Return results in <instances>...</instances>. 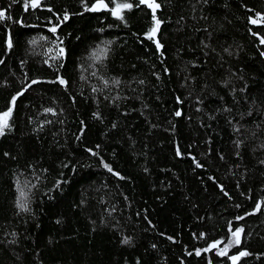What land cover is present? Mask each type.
I'll return each instance as SVG.
<instances>
[{
  "label": "trees",
  "instance_id": "1",
  "mask_svg": "<svg viewBox=\"0 0 264 264\" xmlns=\"http://www.w3.org/2000/svg\"><path fill=\"white\" fill-rule=\"evenodd\" d=\"M25 2L0 0V264H264L263 1L156 0L151 39L137 0Z\"/></svg>",
  "mask_w": 264,
  "mask_h": 264
},
{
  "label": "snow or ice",
  "instance_id": "2",
  "mask_svg": "<svg viewBox=\"0 0 264 264\" xmlns=\"http://www.w3.org/2000/svg\"><path fill=\"white\" fill-rule=\"evenodd\" d=\"M15 2V0H14ZM39 2L40 0H31V4L33 7H36L39 5ZM112 0H109V3H111ZM140 4H147V6L149 8L152 9V12H153V20L155 21V25L153 28H151L149 30V34H148V38L151 39L155 34L156 32L159 30V25L161 23V21L156 17V10L160 8V4L156 2V0H139ZM108 7V4L105 3V0H96V3L92 5V7L88 10L90 11H100L101 9H104V8H107ZM28 8V3H27V0L25 2V9ZM132 8V4L130 3H117L115 4V7H113L111 9V12H112V15L113 16H116L117 18L119 19H123V15H122V11L124 9H131ZM6 17V13L5 11H2L0 10V20H3L5 19ZM65 19H67V17H65ZM264 19V18H262ZM20 23H22V21H18ZM251 22L253 24H256L257 23V20L253 19L251 20ZM50 31L52 32H55L56 31V28L53 27L50 29ZM262 43H264V39H262L261 41ZM32 43H35V41H32ZM8 46L11 47V39H9L8 41ZM161 45L159 44V42L157 41V48H160ZM61 52H63V49L60 50ZM97 54L96 53H93V56H96ZM99 59V57H97ZM38 81H32L33 84L37 83ZM59 83L60 84H65L66 81L63 80V79H60L59 80ZM114 83H119V81H114ZM105 84H107V81H105ZM30 86V85H29ZM96 89L94 88L93 91H95ZM22 94V93H21ZM15 99L16 97H13V103H15ZM48 111H51V109H49ZM11 115V109H9L8 112H4L3 114H0V135H3L4 132H5V129H7L9 127V124H8V117H10ZM175 115L177 116H180L181 113L179 111H177L175 113ZM237 131H239V128H237ZM94 155L96 153H93ZM177 154L179 155V150L177 152ZM106 168H108V170L111 172L112 169L109 165L105 164L104 165ZM197 167H200L199 164H197ZM17 204H18V207L21 209V210H27V203H26V197H25V193L23 192V190L21 189L20 190V197L18 198V201H17ZM261 207V205L258 203L256 205V209L259 210ZM242 231V229H236L235 232L232 233L233 237L236 238L235 242L236 243H239V233ZM125 243H127V241H125ZM216 243H220V242H216ZM216 243H214L213 245H211V247H216ZM232 242L230 241L229 242V245L231 244ZM207 250V249H206ZM222 254H225V253H222ZM197 255H199V252H197ZM248 255L247 252H241L239 253V256H232L230 257V259H232L233 261V264H235V262L239 259L240 256H246Z\"/></svg>",
  "mask_w": 264,
  "mask_h": 264
},
{
  "label": "water",
  "instance_id": "3",
  "mask_svg": "<svg viewBox=\"0 0 264 264\" xmlns=\"http://www.w3.org/2000/svg\"><path fill=\"white\" fill-rule=\"evenodd\" d=\"M138 2H139V0H137ZM263 1V3H264V0H262ZM95 4V3H94ZM139 4H140V2H139ZM141 5H143V6H145L147 9H149V11L151 12V14L153 15V12H152V9L151 8H149L148 6H147V4H141ZM103 9H101L100 11H102ZM8 40H9V38H8Z\"/></svg>",
  "mask_w": 264,
  "mask_h": 264
}]
</instances>
